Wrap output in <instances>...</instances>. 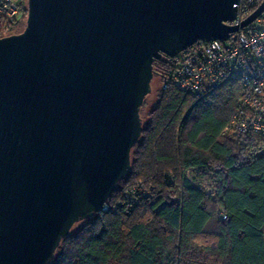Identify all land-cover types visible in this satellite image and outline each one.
<instances>
[{
	"label": "water",
	"instance_id": "water-1",
	"mask_svg": "<svg viewBox=\"0 0 264 264\" xmlns=\"http://www.w3.org/2000/svg\"><path fill=\"white\" fill-rule=\"evenodd\" d=\"M238 0H27L0 38V264H51L132 172L153 65L227 41Z\"/></svg>",
	"mask_w": 264,
	"mask_h": 264
},
{
	"label": "trees",
	"instance_id": "trees-1",
	"mask_svg": "<svg viewBox=\"0 0 264 264\" xmlns=\"http://www.w3.org/2000/svg\"><path fill=\"white\" fill-rule=\"evenodd\" d=\"M153 70L162 86L145 116L142 106L132 172L110 210L65 237L51 264H264V138L222 139L239 88H221L207 104L165 87L173 59L163 56ZM139 186L150 197L133 201Z\"/></svg>",
	"mask_w": 264,
	"mask_h": 264
},
{
	"label": "built area",
	"instance_id": "built-area-1",
	"mask_svg": "<svg viewBox=\"0 0 264 264\" xmlns=\"http://www.w3.org/2000/svg\"><path fill=\"white\" fill-rule=\"evenodd\" d=\"M260 3L261 0H238L236 18L227 25L241 26ZM25 8L24 0H0V33L20 21ZM173 60V79L165 87L172 84L193 99L211 104L213 93L237 86L239 97L223 135L234 141L264 138V13L248 27L231 34L227 41L198 43ZM205 192L214 195L210 188ZM128 196L135 201L138 196L150 194L139 186ZM109 210L106 204L102 212Z\"/></svg>",
	"mask_w": 264,
	"mask_h": 264
},
{
	"label": "rangeland",
	"instance_id": "rangeland-1",
	"mask_svg": "<svg viewBox=\"0 0 264 264\" xmlns=\"http://www.w3.org/2000/svg\"><path fill=\"white\" fill-rule=\"evenodd\" d=\"M24 6L27 7V0H24ZM25 12L24 14L21 16L20 21L16 22L14 25H12V27L10 28L9 31L7 32H3L0 33V38L2 37H8V36H12V35H16V34H20L22 33L25 28H26V24H27V18H28V11L26 12V8L24 9ZM162 86V82H161V78L159 75L154 74V79L152 82V93L150 94V96L146 99V106L145 109L143 111V116L147 115V113L153 109V107L156 104V99H157V93L160 90ZM223 141L228 140V138L226 136H223ZM185 177L187 179H189L190 181L193 182L194 185H198V182L196 180V175L193 171H189L185 174ZM92 220H94V218L78 223L76 224L71 232H79L80 230H82L84 228V226L89 223L92 222Z\"/></svg>",
	"mask_w": 264,
	"mask_h": 264
}]
</instances>
